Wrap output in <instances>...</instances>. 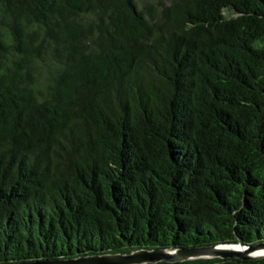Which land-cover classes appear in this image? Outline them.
<instances>
[{
  "label": "trees",
  "instance_id": "obj_1",
  "mask_svg": "<svg viewBox=\"0 0 264 264\" xmlns=\"http://www.w3.org/2000/svg\"><path fill=\"white\" fill-rule=\"evenodd\" d=\"M263 242L264 0H0V264Z\"/></svg>",
  "mask_w": 264,
  "mask_h": 264
},
{
  "label": "water",
  "instance_id": "obj_2",
  "mask_svg": "<svg viewBox=\"0 0 264 264\" xmlns=\"http://www.w3.org/2000/svg\"><path fill=\"white\" fill-rule=\"evenodd\" d=\"M209 258H238L242 260L263 259L264 242L251 246L231 244L173 250L141 249L127 254H96L75 258H54L6 264H149L160 261L173 263Z\"/></svg>",
  "mask_w": 264,
  "mask_h": 264
}]
</instances>
